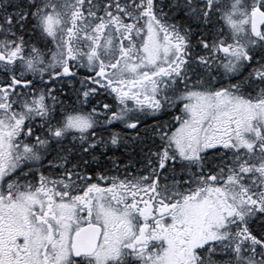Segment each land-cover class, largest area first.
I'll list each match as a JSON object with an SVG mask.
<instances>
[{"label": "snow or ice", "instance_id": "snow-or-ice-1", "mask_svg": "<svg viewBox=\"0 0 264 264\" xmlns=\"http://www.w3.org/2000/svg\"><path fill=\"white\" fill-rule=\"evenodd\" d=\"M0 264H264V0H0Z\"/></svg>", "mask_w": 264, "mask_h": 264}]
</instances>
